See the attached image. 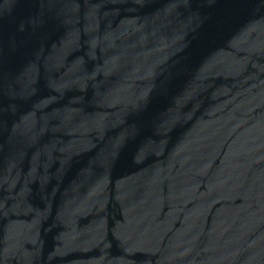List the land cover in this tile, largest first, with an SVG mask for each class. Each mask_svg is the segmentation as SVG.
Segmentation results:
<instances>
[{"label": "water", "instance_id": "95a60500", "mask_svg": "<svg viewBox=\"0 0 264 264\" xmlns=\"http://www.w3.org/2000/svg\"><path fill=\"white\" fill-rule=\"evenodd\" d=\"M0 264H264V0H0Z\"/></svg>", "mask_w": 264, "mask_h": 264}]
</instances>
